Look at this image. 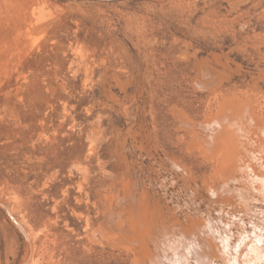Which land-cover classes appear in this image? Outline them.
Segmentation results:
<instances>
[{
  "label": "rangeland",
  "instance_id": "1",
  "mask_svg": "<svg viewBox=\"0 0 264 264\" xmlns=\"http://www.w3.org/2000/svg\"><path fill=\"white\" fill-rule=\"evenodd\" d=\"M241 108L264 118V0H0V264H157L166 236L253 234L264 199L217 160Z\"/></svg>",
  "mask_w": 264,
  "mask_h": 264
},
{
  "label": "bare ground",
  "instance_id": "2",
  "mask_svg": "<svg viewBox=\"0 0 264 264\" xmlns=\"http://www.w3.org/2000/svg\"><path fill=\"white\" fill-rule=\"evenodd\" d=\"M239 101V100H238ZM226 102H224V104L222 103V105H225ZM238 103V102H236ZM235 103L233 102V105ZM229 105V103H228ZM236 105V104H235ZM241 105V104H240ZM250 105V104H249ZM246 106V105H245ZM230 107V106H229ZM254 107V106H253ZM221 109V106L219 107ZM226 108V107H225ZM234 108V107H232ZM231 108V109H232ZM236 108V107H235ZM252 108V105L251 107ZM229 109V108H227ZM238 109V108H237ZM240 109V108H239ZM238 109V110H239ZM233 110V109H232ZM242 110V108H241ZM223 111H227V110H223ZM218 112V111H216ZM252 112V111H251ZM251 112H247L245 110H242L241 113H239L237 116H235L234 119H232L228 125L226 126V129H229L231 130L233 133L235 134H231L230 135V132L229 130H223V132H221V136L218 137V135H220V131L218 133V135L216 136V138H220L218 139L217 141V151L219 154L218 155V158L217 160H219L218 162L221 164H225V166H228L230 167L229 169L231 170V172L233 173V175H235V179L236 181H238L237 183L241 185H243L245 187V189L249 188V189H253L254 192H256L257 194L256 195H259L261 197H263L262 199H264V118L260 117L259 114H257L258 112H255L254 114L256 116H254V114H251ZM232 113V111H231ZM230 113V114H231ZM219 114V112L217 113ZM211 115V113H210ZM209 115V116H210ZM215 115V114H214ZM232 115V114H231ZM234 115V113H233ZM262 115V113H261ZM219 116V115H218ZM264 116V114H263ZM217 116L214 117V119H211V120H217L215 119ZM221 117V116H219ZM228 117H232V116H228L227 115V118ZM245 117H246V120H245ZM208 118V117H207ZM206 118V119H207ZM211 118V117H210ZM213 118V116H212ZM219 119V118H218ZM230 120V118H229ZM207 121V120H206ZM210 121V120H209ZM208 123H211L209 122ZM221 121L219 120V123ZM227 122V121H226ZM214 123V122H213ZM204 124V123H202ZM222 124V123H221ZM214 125V124H213ZM226 125V124H225ZM220 126V125H219ZM222 126L224 127V125L222 124ZM211 127V124L209 126V128ZM217 127V126H216ZM208 128V127H207ZM208 128V129H209ZM213 128V127H212ZM211 128V130H212ZM206 129V128H205ZM214 129V128H213ZM218 129V128H217ZM221 130V129H219ZM206 131V130H205ZM215 131V130H214ZM211 132V131H210ZM213 132V130H212ZM217 132V130H216ZM213 135V134H212ZM211 136V135H210ZM215 137V136H214ZM213 137V138H214ZM198 138V137H197ZM212 138V139H213ZM196 139V137H195ZM212 139L210 140V142L212 141ZM194 140V139H193ZM200 142V141H199ZM214 143V142H213ZM193 145V144H192ZM212 145V144H211ZM215 145V143L213 144ZM249 147H251L252 149L255 148L254 150L250 149ZM212 148V147H211ZM210 149V148H209ZM243 150V151H242ZM203 151V150H202ZM204 152V151H203ZM207 156V155H206ZM216 161V160H215ZM214 161V162H215ZM217 163V162H216ZM218 163V164H219ZM178 164V163H177ZM176 164V165H177ZM217 164V165H218ZM213 166V165H212ZM219 166V165H218ZM217 166V167H218ZM223 166V165H222ZM216 167V165H215ZM224 167V166H223ZM220 168V167H219ZM222 168H220L221 170ZM227 169V168H226ZM216 170H219V169H216ZM225 171V170H224ZM218 172V171H217ZM220 172V171H219ZM222 172V171H221ZM220 172V173H221ZM229 172V170H228ZM219 173V174H220ZM224 173V172H223ZM221 173V174H223ZM228 174V173H227ZM214 175V174H213ZM225 174H223L224 176ZM232 175V176H233ZM231 179V178H230ZM235 179H234V182H235ZM223 180V179H222ZM221 180V181H222ZM229 180V178H228ZM225 181V180H223ZM213 182V181H212ZM231 182V180H230ZM229 181L226 183V184H229L230 183ZM223 183V182H222ZM225 183V182H224ZM236 183V184H237ZM225 185V184H224ZM187 186V185H186ZM213 187V185H210V187ZM220 185H218L219 187ZM228 186V185H227ZM217 187V189H218ZM223 187V185L221 186ZM226 187V186H225ZM223 187V188H225ZM221 188V189H223ZM238 188V187H237ZM195 189V188H194ZM209 189H212V188H209ZM216 189V192H218ZM228 191H229V187L227 188ZM234 189V188H233ZM244 189V188H243ZM242 189V191H243ZM214 189L210 190V191H214ZM220 190V189H219ZM224 190V189H223ZM236 189H234L235 191ZM238 190V189H237ZM241 190V189H240ZM209 191V192H210ZM222 191V190H221ZM219 192V193H222V192ZM226 191V189H225ZM233 191V192H234ZM230 192H232L230 190ZM239 192V191H238ZM249 192V191H248ZM253 192V193H254ZM225 193H228V192H225ZM224 193V195H225ZM237 193V191H236ZM241 193V192H240ZM243 193V192H242ZM245 193H247L245 191ZM243 193V194H245ZM212 194V193H211ZM218 194V193H217ZM230 194V193H229ZM235 194V193H234ZM233 194V195H234ZM242 194V195H243ZM195 195V194H194ZM213 195V194H212ZM215 195V194H214ZM219 195V194H218ZM232 196V194H230ZM229 195V196H230ZM236 195V194H235ZM240 195V194H239ZM238 195V196H239ZM196 196V195H195ZM216 196V195H215ZM221 196V194H220ZM219 196V197H220ZM225 196H227L226 199H228V194H226ZM224 196V197H225ZM253 196V195H252ZM235 197V196H234ZM240 197V196H239ZM238 197V198H239ZM243 197V196H242ZM218 198V197H216ZM237 198V197H235ZM248 198H250L248 196ZM258 198V197H257ZM256 198V200L258 201V199ZM137 199V198H136ZM191 199V198H190ZM206 199V198H205ZM221 199H223V197H221ZM243 199H247V198H243ZM135 200V199H134ZM236 200V199H235ZM240 200V199H239ZM251 200V198H250ZM255 200V201H256ZM136 201V200H135ZM246 201V200H245ZM260 201V200H259ZM109 203V198L106 197V203ZM134 202V201H133ZM201 202V201H200ZM216 202V201H215ZM244 202V201H243ZM140 203V202H139ZM189 203V202H188ZM192 203V202H191ZM214 202H212L213 204ZM261 203V202H259ZM264 204V200L262 202ZM142 204V203H141ZM144 204V203H143ZM142 204V205H143ZM193 204V203H192ZM218 204V203H216ZM221 204V203H220ZM225 204V203H224ZM228 204V203H227ZM235 204V203H234ZM242 204V203H240ZM226 205V204H225ZM187 206V205H186ZM212 206V205H210ZM223 206V205H222ZM232 206H235V205H232ZM231 206V207H232ZM238 206V205H237ZM243 206V205H242ZM247 206V205H246ZM256 206V205H255ZM7 207V206H6ZM5 207V208H6ZM133 207V206H132ZM227 207V206H226ZM236 207V206H235ZM241 207V205L239 206ZM237 207V209L239 208ZM250 207V206H249ZM252 207V206H251ZM250 207V208H251ZM10 208V207H9ZM8 208V209H9ZM139 208V207H138ZM249 208V209H250ZM258 208V207H257ZM221 209V208H219ZM232 209V208H231ZM235 209V208H233ZM254 209V208H253ZM256 209V208H255ZM254 209V210H255ZM260 209V208H259ZM132 209H130L131 211ZM134 210V209H133ZM140 210V209H139ZM143 210V209H142ZM150 210V208L148 209ZM236 210V209H235ZM252 210V209H251ZM264 210V209H263ZM125 211V210H124ZM128 211V209H127ZM152 211V210H151ZM154 211V210H153ZM216 211V210H215ZM220 211V210H219ZM224 211V210H223ZM257 211V209H256ZM261 211V210H259ZM112 208L110 207V211L108 213V221L109 223L111 222V218H112ZM142 212V211H141ZM218 212V211H217ZM231 212V211H230ZM243 212V210H242ZM241 212V213H242ZM254 212V211H253ZM133 212H129V215L132 214ZM139 213V212H138ZM146 213V212H145ZM140 214V216H142L141 220H143V226H146V222L148 219H146V214ZM148 213V212H147ZM245 213V212H243ZM242 213V214H243ZM247 213H250V212H247ZM8 214H9V217L8 218H12V221L15 223H17V225L22 228L24 230V223H22V219L20 220V218H18L14 212L11 210H8ZM114 214L116 215L115 211H114ZM113 214V215H114ZM124 214V212H123ZM121 214V215H123ZM126 214V213H125ZM135 214V213H134ZM220 214V213H219ZM251 214V213H250ZM256 214V212H255ZM223 215V214H222ZM245 215V214H244ZM254 215V214H253ZM252 215V216H253ZM258 215V214H257ZM260 215L262 216V221L264 222V212H260ZM125 216V215H124ZM123 216V217H124ZM131 216V215H130ZM137 214L134 216L136 217ZM148 216V214H147ZM154 216V214H153ZM176 216V215H175ZM188 216V215H187ZM202 216V215H201ZM126 217V216H125ZM124 217V218H125ZM133 217V216H132ZM198 217V216H197ZM233 217V216H231ZM235 217V216H234ZM249 217V216H248ZM115 218V217H114ZM121 218V217H120ZM127 218V217H126ZM156 218V217H155ZM245 218V217H244ZM254 218V217H253ZM129 219V218H128ZM131 219V217H130ZM152 219V217H151ZM177 219V218H176ZM225 219V218H224ZM259 219V218H258ZM11 220V219H10ZM125 220V219H124ZM141 220H139V215H138V218L137 220H131V222L133 223L134 222V229L136 227H139V230L141 229L140 227V222ZM161 220V219H160ZM205 220V219H204ZM207 220V219H206ZM205 220V221H206ZM212 220V218H211ZM216 220V219H215ZM219 220V219H218ZM217 220V221H218ZM228 220V219H227ZM243 220V219H242ZM252 220V219H251ZM254 220V219H253ZM257 220V218L255 219ZM146 221V222H145ZM152 221V220H151ZM168 221V220H167ZM191 221V220H190ZM204 221V223H205ZM222 221V219H221ZM233 221V220H232ZM177 222V221H176ZM199 222V221H198ZM213 222V221H212ZM220 222V221H219ZM218 222V224H219ZM245 222V221H244ZM262 222V223H263ZM15 223V224H16ZM118 223V226L120 225L119 224V221L117 222ZM127 223L130 224V221H128ZM153 223V222H152ZM150 222V224L152 225V228H153V225L154 223L152 224ZM163 223V222H162ZM172 223V222H171ZM174 223V222H173ZM192 223V222H191ZM203 223V221L201 222ZM200 223L201 226H203L202 224ZM203 223V224H204ZM216 223V222H214ZM222 223V222H221ZM247 223V221H246ZM250 223V222H249ZM124 224V221L121 222V225ZM148 224V222H147ZM161 224V223H160ZM182 224V223H181ZM207 224V223H206ZM227 224V223H226ZM230 224V223H228ZM253 224L255 225L254 227V232L253 234H250V233H247L245 232V225L244 224H239L240 225V228H241V234L239 235V239L237 240V242H234V234L232 235L231 231H227L225 228L224 230H220L217 232H215L216 235L213 234L214 237L211 236V238H208L207 234L204 232V230H207L208 227H206V229H204L203 231H200L199 230V233L195 234L193 233V235H190V233H188L189 238H185L186 241H180V238L178 239L177 237H169L168 238V241L166 240V238L164 239L163 244H160V248L157 244V248H159V261L157 262V264H217V259H220L222 261V264H264V225L262 226V228H260L257 224V222L253 221ZM24 225V226H23ZM117 225V224H116ZM115 225V226H116ZM133 225V224H132ZM149 225V224H148ZM150 225V227H151ZM164 225V223H163ZM176 225V224H175ZM194 225V224H193ZM196 225L201 227L199 225V223L196 222ZM221 225V224H220ZM219 225V226H220ZM233 225V224H232ZM261 225V224H260ZM123 226V225H122ZM121 226V229H123L125 227V224L122 228ZM196 226V227H197ZM210 226V225H209ZM212 226V225H211ZM211 226L209 227L210 230L211 229ZM213 226H215L213 224ZM236 226V225H234ZM248 226V225H247ZM16 227V226H15ZM18 227V228H19ZM26 227V226H25ZM108 227L109 225H107L106 223L103 224V227L102 228H99L97 229L96 231L93 232V237L96 239V240H99V234H102V235H108ZM117 227V226H116ZM120 227V226H119ZM157 225L155 226V229ZM165 227V225H164ZM217 227V224L216 226ZM238 227V226H237ZM132 228V226H131ZM147 228V226H146ZM204 228V227H202ZM201 228V229H202ZM208 228V229H209ZM219 228V227H217ZM125 229H127L125 227ZM133 229V230H134ZM144 229V227H143ZM159 229V228H158ZM166 229L168 230V228L166 227ZM165 229V231H166ZM171 229V228H170ZM169 229V230H170ZM188 229V228H187ZM214 229V228H213ZM236 228H234L235 230ZM120 230V229H119ZM145 230V229H144ZM148 230V229H147ZM163 230V228H162ZM161 230V231H162ZM178 230V229H177ZM186 230V229H184ZM196 230V229H195ZM26 231V230H24ZM128 231L129 229H127V233H123V234H128ZM142 231V230H141ZM150 231V230H149ZM172 231V230H171ZM179 231V230H178ZM208 231V230H207ZM222 231V232H221ZM239 231V229L237 230ZM122 232V231H121ZM131 232V231H130ZM134 232V231H133ZM144 232L146 233V236H147V231H143L142 233L144 234ZM170 231H168L169 233ZM173 232V231H172ZM183 231H180V236L179 237H182V233ZM210 232V231H209ZM32 233V231H31ZM31 233L26 231V236L28 238V241H29V244H30V248L31 251L33 250L32 247L34 246V237L31 236ZM141 232H139L138 234L140 235ZM153 232H151L152 234ZM160 232H158L157 234L159 235ZM167 233V235H168ZM186 233V232H184ZM213 233V232H212ZM122 234V233H121ZM165 234V232L163 233ZM204 234H206V236H204ZM129 235V234H128ZM132 235V233H131ZM134 235V234H133ZM136 235V233H135ZM138 235V236H139ZM156 235V237L158 236ZM166 235V234H165ZM186 235V234H184ZM208 235H210V233H208ZM236 235V234H235ZM34 236V235H33ZM127 236V235H126ZM160 237L162 236V233L161 235H159ZM169 236V235H168ZM175 236V234H174ZM133 237V236H132ZM136 237V236H135ZM141 237V235H140ZM145 237V235H144ZM155 237V236H154ZM185 237V236H183ZM187 237V236H186ZM210 237V236H209ZM26 238V239H27ZM124 238V237H123ZM134 239V238H133ZM137 239V238H136ZM141 239V238H140ZM143 239V238H142ZM142 239L140 240V243L142 241ZM149 237L147 238V241H148ZM162 239V237L160 238ZM159 239V241H160ZM145 240V239H144ZM152 240V238H150V241ZM27 241V240H26ZM156 241V239H155ZM154 241V242H155ZM166 241V242H165ZM135 242V240H134ZM136 242L139 243V240ZM135 242V243H136ZM143 242V241H142ZM145 242V241H144ZM139 243V244H140ZM149 242H147L148 244ZM152 243H153V240H152ZM156 243V242H155ZM235 243V244H234ZM32 245V246H31ZM143 246V244H141ZM156 245V244H154ZM162 245V247H161ZM149 246L146 245V247ZM154 247V249H155ZM142 248V247H141ZM245 249V252L244 250ZM150 250V248H149ZM149 250H148V253H149ZM243 250L242 253H240V251ZM157 251V250H156ZM30 252V251H29ZM155 252V250H154ZM152 252V253H154ZM31 253V252H30ZM151 253V251H150ZM158 253V252H157ZM32 254V253H31ZM28 255V254H27ZM26 255V256H27ZM149 255V254H148ZM156 255V254H155ZM153 255V256H155ZM30 257V256H28ZM149 256H147L148 258ZM151 258V256H150ZM150 258H148L150 260ZM26 259V258H25ZM33 260V258H31ZM151 259H156V258H151ZM154 261V260H153ZM156 261V260H155ZM148 262H152L151 260L148 261ZM155 263V262H154ZM29 264V263H28ZM32 264V262H31ZM139 264H141V262H139Z\"/></svg>",
  "mask_w": 264,
  "mask_h": 264
}]
</instances>
